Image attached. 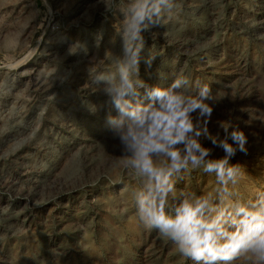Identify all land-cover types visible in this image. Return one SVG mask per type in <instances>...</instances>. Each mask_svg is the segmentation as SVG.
Instances as JSON below:
<instances>
[{
	"label": "rangeland",
	"instance_id": "374dc122",
	"mask_svg": "<svg viewBox=\"0 0 264 264\" xmlns=\"http://www.w3.org/2000/svg\"><path fill=\"white\" fill-rule=\"evenodd\" d=\"M109 3L110 12L101 0H0V264H193L140 225V185L106 126L116 113L91 85L89 67L114 70L123 55V16ZM178 3L143 33L142 55L155 58L141 61L140 76L167 87L183 72L212 88L209 130L247 135L248 154L231 163L253 198L264 191V0ZM214 186L199 172L177 185Z\"/></svg>",
	"mask_w": 264,
	"mask_h": 264
},
{
	"label": "clouds",
	"instance_id": "9594fccd",
	"mask_svg": "<svg viewBox=\"0 0 264 264\" xmlns=\"http://www.w3.org/2000/svg\"><path fill=\"white\" fill-rule=\"evenodd\" d=\"M101 2L112 10L109 0ZM111 5L123 16V55L114 57V70L88 71L91 85L103 86L116 113L107 115L106 126L120 153L117 160L140 185L133 192L140 225L193 264H264V191L243 195L247 173L231 163L238 153L248 154L247 135L223 124L222 136L209 130L216 94L208 84L183 72L167 87L140 76L141 61L151 65L155 58L142 55L143 33L163 27L180 7L178 0H111ZM217 150L223 155L217 157ZM196 172L214 177V188L200 194L178 189Z\"/></svg>",
	"mask_w": 264,
	"mask_h": 264
}]
</instances>
